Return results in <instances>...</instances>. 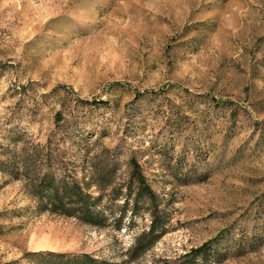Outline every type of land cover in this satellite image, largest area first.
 <instances>
[{
    "label": "rangeland",
    "instance_id": "374dc122",
    "mask_svg": "<svg viewBox=\"0 0 264 264\" xmlns=\"http://www.w3.org/2000/svg\"><path fill=\"white\" fill-rule=\"evenodd\" d=\"M131 159L164 212L143 249ZM1 161L0 264H168L216 235L197 264H264V0H0ZM99 171L102 226L35 211L37 174L96 195Z\"/></svg>",
    "mask_w": 264,
    "mask_h": 264
},
{
    "label": "trees",
    "instance_id": "16d2710c",
    "mask_svg": "<svg viewBox=\"0 0 264 264\" xmlns=\"http://www.w3.org/2000/svg\"><path fill=\"white\" fill-rule=\"evenodd\" d=\"M57 87L66 89L68 92L75 94L70 87L64 84H59ZM132 92L137 96L143 92L154 91H138L133 89ZM80 101L90 104L103 103V101L100 100L88 101L84 98H80ZM130 163L132 165V171L125 182L124 197H131L133 207L140 203L148 212L149 223L147 229L140 232L133 245L134 248L140 247L139 249H143L148 247L163 234L164 212L160 208V198L151 189L135 160L131 159ZM0 164L2 165V161ZM95 178L100 192L96 195H92L87 192L78 181L70 176L56 177L46 172L39 175L37 174L34 177L33 195L37 200H44L45 204H37L35 211L74 217L87 224L102 226L105 222L104 206H100L102 196L107 195L116 198L121 191L120 188H115L110 189V191L105 194L101 189L109 184L108 177L106 174L99 171L95 174ZM125 203H127V201ZM130 212L132 213V209ZM217 238L218 235L202 242L198 246L191 247L187 252L179 255L168 264H197L199 260L204 262L218 256L220 253L215 250ZM45 254L50 257H57L59 259V264H112L103 259L93 258L87 253L69 254L47 252Z\"/></svg>",
    "mask_w": 264,
    "mask_h": 264
}]
</instances>
